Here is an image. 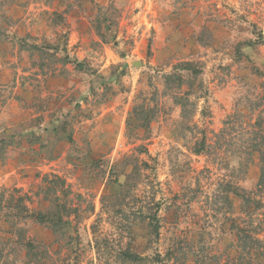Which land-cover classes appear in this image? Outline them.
<instances>
[{
	"label": "rangeland",
	"instance_id": "374dc122",
	"mask_svg": "<svg viewBox=\"0 0 264 264\" xmlns=\"http://www.w3.org/2000/svg\"><path fill=\"white\" fill-rule=\"evenodd\" d=\"M263 33L264 0H0V264H264L261 163L237 159Z\"/></svg>",
	"mask_w": 264,
	"mask_h": 264
},
{
	"label": "trees",
	"instance_id": "16d2710c",
	"mask_svg": "<svg viewBox=\"0 0 264 264\" xmlns=\"http://www.w3.org/2000/svg\"><path fill=\"white\" fill-rule=\"evenodd\" d=\"M65 58H66L65 59L66 64H69L70 61L68 60V57H65ZM174 69H176V71L184 70V71H188V72L195 73V74L198 73L197 70H194V69L190 68L189 64H184V66H178V67H176ZM173 77H176L175 81H178V82L180 81V78L178 76H176V74L165 76V81L168 83L171 79H173ZM177 104L181 108V111L184 113V111H186V109H185L186 105L184 103H181V102H177ZM257 126H258V132L255 133L253 138L247 139L248 141L250 140L249 142L247 141L248 146L251 148L250 156L248 158H244L243 160H241L240 158H237V159L239 161L238 165H240V162H242V161H244L245 164L248 161H251L252 160V155H258L259 156V162L261 163V169H260V172H259V179H258V182H257V187L260 188L261 186H264V130H263L264 128L262 127L261 123H258ZM145 127H147V126H145ZM208 141L209 140L206 139V137H204L203 140L199 143V149L193 150L194 153L196 155L205 154L206 151H207V148H208ZM220 157H221V155L217 156L216 158L220 159ZM134 173H136V171H134ZM129 177H130V175H128L126 177L123 186L128 183ZM228 192L232 193L236 197L240 198L244 203L246 201H248V198L245 196L244 192H242L240 190V188H238L236 186L230 187ZM55 208H56L55 210H57V211L59 209H61L60 205H57ZM39 218H41V221H44L46 219L48 221H50L49 218H48V215L47 216L46 215H40ZM150 218H151V222H150L151 228H152L154 233H157V228L158 227H157V224H156V218H155V216H152ZM236 231H238L240 233V231H242V229H239V226H237ZM242 233H244V232H242ZM256 235H258V234H256V232H254L252 234V236L248 238L250 243H251V245H250L251 251H253V252L255 251L256 248L258 249L261 245H263L261 240L258 237H256ZM237 236H238V234H237ZM239 239H240V237H239ZM124 256L126 258L129 257L130 261H136L135 260L136 259L135 256H133L132 254H130L128 256H127V254H124Z\"/></svg>",
	"mask_w": 264,
	"mask_h": 264
},
{
	"label": "water",
	"instance_id": "95a60500",
	"mask_svg": "<svg viewBox=\"0 0 264 264\" xmlns=\"http://www.w3.org/2000/svg\"><path fill=\"white\" fill-rule=\"evenodd\" d=\"M263 38H264V33H263Z\"/></svg>",
	"mask_w": 264,
	"mask_h": 264
}]
</instances>
